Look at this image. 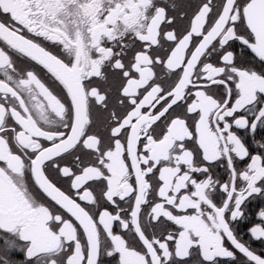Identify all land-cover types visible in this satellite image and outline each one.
<instances>
[{
	"label": "snow or ice",
	"instance_id": "6c2138e0",
	"mask_svg": "<svg viewBox=\"0 0 264 264\" xmlns=\"http://www.w3.org/2000/svg\"><path fill=\"white\" fill-rule=\"evenodd\" d=\"M198 47L184 95L140 135L134 173L137 117L121 121L149 111L154 85L160 112ZM105 110L106 143L88 148ZM174 119L190 137L150 155ZM121 147L126 183L111 184ZM87 158L102 175L73 187ZM0 264H264V0H0Z\"/></svg>",
	"mask_w": 264,
	"mask_h": 264
},
{
	"label": "flooded vegetation",
	"instance_id": "af4514ba",
	"mask_svg": "<svg viewBox=\"0 0 264 264\" xmlns=\"http://www.w3.org/2000/svg\"><path fill=\"white\" fill-rule=\"evenodd\" d=\"M198 25L194 24L192 27V31H198ZM191 32L188 36H186L184 39H182L176 47L169 53L168 58L165 62V67L169 70L177 68L181 65V63L184 61L185 52L188 47L189 41H190ZM200 49L199 47L189 56V60L187 65H185L184 72L181 73L180 79L176 82L175 87L171 88V95L173 96V99L169 101L167 105L164 106V108L161 109L160 112L156 113L155 115H152V109L156 107L157 104H159L165 97L158 95L160 91L159 85H154L153 88L144 96V98L140 102V106L150 105L149 111L144 114H140L138 111L130 113L129 116L125 117L123 121H121V126L124 124H128L131 116L135 115L137 117L136 123L132 126V130L128 134V155L129 158L133 161V172L135 173L138 171V160L136 157V144L138 139L140 138V135L146 134L148 132V128L150 125H152L156 120H158L164 112L167 111V109L175 103L176 100L181 99V97L184 95V89L188 84V75L192 71V66L195 64V58L198 55ZM165 86H168L170 84V80L166 78L164 81ZM169 93H165V95H168ZM199 104L195 105L196 107H199L202 112V118L201 121L197 123L196 131H197V137L199 142H204L207 136V123L203 119L204 116L207 115V112L210 107V100L204 93L198 94ZM111 106V105H110ZM192 106H190L189 110H191ZM104 119L101 123H96V114H93V120H94V126L92 128V131L97 133L100 137V140L97 141L95 136L89 137L88 141H86L85 146L88 148H96L97 143L105 144L107 140V111L102 114ZM117 131L119 129H116ZM79 132L73 135V137L70 138L69 141L64 142V144L54 146L50 151L52 155H55L58 151H64L66 146L70 147L72 144L75 143L76 139L78 138ZM191 133L189 129L185 126V123L181 119H174L170 123L167 124V129L164 132V135L161 137L160 141H154L149 137L148 139V146L151 149L150 155L156 156L159 155L161 152V149L165 146L174 147L176 149H180L181 145L179 143H176L177 141H181L185 139L186 137H190ZM124 149L121 147L118 151L113 153L109 161L104 167H106L109 170L110 177L108 179L110 180L111 184H115L117 181H120L121 178H124V183H126L127 179V168L126 165L122 159V153ZM45 158H47V154H45ZM172 158L175 159V153L172 154ZM142 159V158H141ZM94 162V158H87L84 163L88 164V167L84 169L80 175L74 176L72 179V186L73 187H79L82 185L86 180L93 179V178H99L102 175V172L99 167H92V163ZM99 163H103V157L100 158ZM62 174L68 175L70 170L69 169H61ZM51 188V185H49ZM111 190V189H110ZM52 193L62 200L66 199L63 197L61 193L58 192V190L52 188ZM81 198L84 199H91L92 194L85 190L83 193L80 194ZM69 204H71V201H68ZM245 239H247V236H245ZM259 242L254 241L253 247H259Z\"/></svg>",
	"mask_w": 264,
	"mask_h": 264
}]
</instances>
